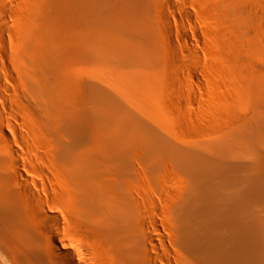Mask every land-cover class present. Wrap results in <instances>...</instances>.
I'll return each instance as SVG.
<instances>
[{
    "label": "bare ground",
    "instance_id": "bare-ground-1",
    "mask_svg": "<svg viewBox=\"0 0 264 264\" xmlns=\"http://www.w3.org/2000/svg\"><path fill=\"white\" fill-rule=\"evenodd\" d=\"M85 1L92 3L55 0L38 37L43 70L35 94L37 105L51 115L53 139L47 146L39 143L37 150L47 148V157L65 181V191L57 187L54 192H40L34 181L36 191H31L29 180L20 172L21 156L31 155L30 141H24L21 150L0 149L4 261L31 264L37 258L46 264L42 255L46 242L49 264H158L156 259L171 264L158 249L161 236L143 222V192H134L139 185L133 180L141 175L136 165L144 148L154 159L152 163L156 161L154 167L173 158L195 171L196 181L201 180L198 184L207 190L212 180L219 182L218 192L207 191L208 204L204 206L199 194L189 195L178 211L186 222L196 223H200L201 212H206L209 222L202 223L208 224L200 223L193 237L191 229H183L196 246L206 245L212 263L264 264V77L258 75L241 93L237 113L225 120L217 146L182 148L178 144L181 137L176 141L155 111L148 110L154 107L147 102L157 93L153 86L157 82L152 85L147 72L159 64L153 56L155 45L149 44L151 36L154 40L152 32L144 25L140 31L128 1L118 0L122 4L119 13L105 9L99 15ZM73 14L78 32L75 25L71 27ZM100 22L113 35L111 31L90 35ZM134 34L141 36L147 48L126 38ZM76 58H88L96 68L79 69ZM110 63L116 70L107 67ZM125 66L130 74L122 71L128 69ZM21 120L28 130L33 127L32 116ZM6 136L1 123L0 139ZM24 185L29 192H21ZM207 226L209 231L219 230L218 239L212 233L206 236Z\"/></svg>",
    "mask_w": 264,
    "mask_h": 264
},
{
    "label": "rangeland",
    "instance_id": "rangeland-1",
    "mask_svg": "<svg viewBox=\"0 0 264 264\" xmlns=\"http://www.w3.org/2000/svg\"><path fill=\"white\" fill-rule=\"evenodd\" d=\"M54 1L0 0V124L2 123L3 130L7 131L6 138L0 139V149L21 150L23 142L30 141L28 154H31L32 159L28 158L29 155L21 156L20 172L22 171L23 178L25 175L24 179L29 180V184L32 185L33 181L38 183L40 192H54L57 187L59 192L63 187L65 189L63 177L47 157V148L40 152L37 150L39 143L47 146L53 139L51 115L46 108L37 105L35 91L39 88L38 81L43 70L39 58V32L46 15L55 8L52 6ZM123 1H128L129 12L138 18L140 31H143L144 25L152 32L154 40L151 36L149 44L155 46L150 47V51L152 48L155 50V55L153 52L151 54L159 59L157 63L162 66L160 68L158 64L152 68L154 70L159 67L160 73L152 69L147 72L148 76L150 74L151 84L157 82L152 84L154 87L156 85L157 95L153 93L156 97H151V100L154 99L152 103L147 99V104L154 106L153 110L152 106L148 105L149 112L155 111L153 113L157 114L164 126L167 125V131L174 135L176 141L181 137L178 141L180 147L196 148L209 144L217 146L223 134L221 131L225 120L237 113L241 93L258 75L259 78L264 77V0ZM91 2L85 1V4L92 7L98 15L105 9L119 13L118 8L122 5L118 0ZM76 16L77 14L75 19ZM73 17L74 14L71 19ZM73 19L71 27L75 25L73 29L78 32L80 28ZM97 25L99 28L91 31L90 35L109 34L110 31L113 35V30L104 22ZM135 34L126 38L147 48L148 45L145 46L142 38H139L141 36ZM85 59L88 58H76V65L80 64L77 68L86 69L94 64H91L93 61L90 62V59V63ZM107 67L116 70L113 63ZM127 68L126 71L124 68L122 70L125 74L130 70ZM130 73L129 71L128 74ZM155 74L156 77L159 75L160 80ZM27 116L34 119L30 130L20 122ZM139 157L141 162L136 168L141 175L138 181L133 180L139 185L134 192H143V222L150 232L161 236V242L156 243L162 255L169 259L171 264H216L215 261L212 263L214 259L208 250L204 249L205 244L198 247L195 239L189 237L190 242L187 238L189 231L192 230L190 234L193 237L197 231L195 228L208 221L206 212H201L200 223H196L197 221L186 222L184 217L178 215V211L184 207L189 195L199 194L204 206L208 204L207 191L215 189L216 191H213L218 192L219 182L212 180L207 190V186L198 184L201 180L196 181L195 171L187 169L173 158L168 159L170 163L166 160L165 163H158L157 167H154L156 161L152 163L154 159H151L148 150L143 148ZM31 185V191H36L34 184ZM23 189L21 192H29L25 185ZM203 189H206V192ZM180 207L182 208L179 209ZM183 222L187 223V226H184ZM191 223H195V227ZM183 228L189 231L186 232ZM209 230H204L206 236H211L209 234L212 233L215 238H219L218 228V232H212V228ZM47 252L48 248L44 242L42 255L45 263L49 264ZM14 254L19 255L18 251ZM4 257L7 258V251L0 245V264H7ZM156 260L158 264H166L160 259ZM40 263L39 259L33 258L31 264Z\"/></svg>",
    "mask_w": 264,
    "mask_h": 264
}]
</instances>
